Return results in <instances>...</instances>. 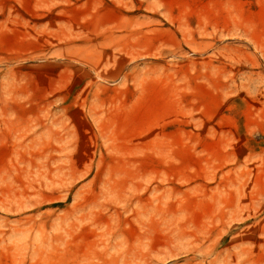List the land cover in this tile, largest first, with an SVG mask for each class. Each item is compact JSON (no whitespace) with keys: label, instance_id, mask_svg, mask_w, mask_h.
Segmentation results:
<instances>
[{"label":"rangeland","instance_id":"1","mask_svg":"<svg viewBox=\"0 0 264 264\" xmlns=\"http://www.w3.org/2000/svg\"><path fill=\"white\" fill-rule=\"evenodd\" d=\"M0 264H264V0H0Z\"/></svg>","mask_w":264,"mask_h":264}]
</instances>
